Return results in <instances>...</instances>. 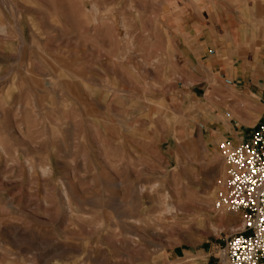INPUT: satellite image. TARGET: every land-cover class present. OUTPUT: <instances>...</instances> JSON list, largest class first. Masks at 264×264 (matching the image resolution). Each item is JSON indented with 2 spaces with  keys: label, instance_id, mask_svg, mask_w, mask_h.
<instances>
[{
  "label": "rangeland",
  "instance_id": "rangeland-1",
  "mask_svg": "<svg viewBox=\"0 0 264 264\" xmlns=\"http://www.w3.org/2000/svg\"><path fill=\"white\" fill-rule=\"evenodd\" d=\"M251 1L264 21V0H0V264L218 262L242 220L215 205L233 119L207 88L262 83L264 36L236 81L178 22Z\"/></svg>",
  "mask_w": 264,
  "mask_h": 264
},
{
  "label": "crops",
  "instance_id": "crops-1",
  "mask_svg": "<svg viewBox=\"0 0 264 264\" xmlns=\"http://www.w3.org/2000/svg\"><path fill=\"white\" fill-rule=\"evenodd\" d=\"M245 4H241L239 9L233 11L234 15L239 12L243 16L241 19L236 18L234 22L229 20V18L227 20L224 17L222 18L223 12L221 15L216 13L215 18L211 19V21L198 20L195 12L188 17L189 20H180L178 22L182 34L187 32L190 38L197 35L199 39L205 42L206 47L210 48L211 56L206 60L208 67H211V69L214 67L215 71L218 72L224 71L228 77H234L236 81L238 78L244 79L247 72H249L248 70L254 69V67H248L249 61L244 59L248 50L241 49V45L248 42L247 38L256 39L264 36V26L261 28V24L264 25V21H259L258 19L260 16L259 5L254 1ZM247 7H251L252 10H247ZM248 16L252 18V21L248 19ZM244 19L249 22L245 24L246 33L240 35L237 24ZM207 24L208 26H205ZM243 38H245L244 42H242ZM261 49L264 52V45ZM262 54V63H264V53ZM248 81L249 89L246 90L247 88H245L246 92H239L235 88L238 83H231V85L225 86L223 85L224 83L219 82L213 87L210 85L207 88L208 90L213 89L211 101L207 104L212 106L214 103L217 105V114L225 110L226 107L231 109L232 113L233 121L230 120L229 123L220 119L219 116L217 117V136L233 141L238 140L240 137L247 138L258 124L264 123V81L262 83L260 80L255 82L252 78H248ZM199 88L197 86V89ZM223 88H226V90L223 91ZM218 90L225 92V95H231L233 100H230L228 104H225V102L216 104L214 95ZM207 91L200 97L201 99L206 96Z\"/></svg>",
  "mask_w": 264,
  "mask_h": 264
},
{
  "label": "built area",
  "instance_id": "built-area-1",
  "mask_svg": "<svg viewBox=\"0 0 264 264\" xmlns=\"http://www.w3.org/2000/svg\"><path fill=\"white\" fill-rule=\"evenodd\" d=\"M218 148L227 176L215 205L238 212L242 230L227 239L216 264H264V123Z\"/></svg>",
  "mask_w": 264,
  "mask_h": 264
}]
</instances>
